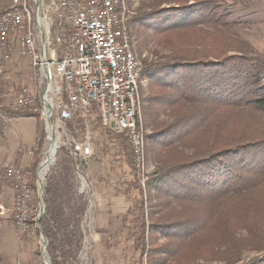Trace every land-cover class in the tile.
I'll use <instances>...</instances> for the list:
<instances>
[{
  "label": "trees",
  "instance_id": "trees-1",
  "mask_svg": "<svg viewBox=\"0 0 264 264\" xmlns=\"http://www.w3.org/2000/svg\"><path fill=\"white\" fill-rule=\"evenodd\" d=\"M162 2L133 20L168 54L142 63L147 152L158 170L147 192L133 176L123 226L142 264L144 258L145 264H264V253L242 259L245 251L264 252V53L228 33L232 14L220 0ZM94 123L111 157L122 151L131 170L126 135ZM74 127L84 130L79 115L69 124ZM72 176V163L59 150L43 184L45 212L37 223L51 264H78L81 241L69 224L85 199L75 194ZM75 196L83 205L73 207ZM240 231L247 236H237Z\"/></svg>",
  "mask_w": 264,
  "mask_h": 264
},
{
  "label": "built area",
  "instance_id": "built-area-1",
  "mask_svg": "<svg viewBox=\"0 0 264 264\" xmlns=\"http://www.w3.org/2000/svg\"><path fill=\"white\" fill-rule=\"evenodd\" d=\"M1 1L5 8L0 11V77L12 61L15 44L18 55L28 60L30 87L0 104V126L9 125L19 113L42 120L55 153L42 178L41 169L36 172L37 181H45L56 152L64 150L78 193H92L86 165L94 154L89 128L98 119L101 130L126 135L143 186L139 176L145 156L139 95L143 67L132 49L125 0ZM76 115L83 120L82 132L69 128ZM46 156L47 148L41 168ZM5 178L13 183L10 215L19 234L38 230L32 218V191L22 170L11 166Z\"/></svg>",
  "mask_w": 264,
  "mask_h": 264
},
{
  "label": "rangeland",
  "instance_id": "rangeland-1",
  "mask_svg": "<svg viewBox=\"0 0 264 264\" xmlns=\"http://www.w3.org/2000/svg\"><path fill=\"white\" fill-rule=\"evenodd\" d=\"M158 1L164 0H125L130 41L135 57L141 64L144 61L156 62L158 58L168 54L164 49L154 45L153 39L149 38L151 30H146L139 22L133 21L141 13L148 12L149 8ZM220 1L232 14L230 22L233 25L228 33L248 43L254 52L264 53V0ZM162 3L160 5L162 8L168 6V3ZM4 8L0 0V11ZM0 80L3 82L0 86V104L7 103L24 86L30 87L28 60L18 55L15 44L12 61ZM139 93L143 109L148 93L147 82L143 78ZM13 119L9 125L0 126V264H45L41 234L38 230H33L27 235L19 234L10 215L13 206V183L5 178V171L11 166L22 170L23 179L32 191V217L34 216L36 220L40 205L36 172L47 148V133L42 120L35 114L17 115ZM162 119L169 121L163 117ZM142 120L145 132V156L139 176L145 182L143 186L138 181L127 140L126 148L130 153L131 170H128L123 162L124 153L120 151V156L112 158L111 155L114 152L109 147L107 137L102 136L100 130H96L94 122L90 125L94 154L87 163L86 170L88 182L93 188L92 193L79 194L78 182L75 178L72 181L75 194L85 199L83 212L75 217V222L72 221L69 224L70 230L77 229L76 232L81 241V248L76 256L78 264H142L139 254L132 248L131 234L122 222L129 207L125 192L129 190V183L133 176L144 192H147V182L158 170L157 164L147 152L149 143L146 136L149 135L150 130L143 114ZM39 139L42 140L40 146ZM57 153L58 151L56 155ZM81 205L83 201L75 196L73 207ZM237 236L245 237L247 234L245 231H240ZM165 242L161 238L159 244ZM263 253L245 251L242 259L247 261L248 258L257 257ZM145 260L146 258L143 259V264ZM196 264L224 263L215 259L198 260Z\"/></svg>",
  "mask_w": 264,
  "mask_h": 264
},
{
  "label": "water",
  "instance_id": "water-1",
  "mask_svg": "<svg viewBox=\"0 0 264 264\" xmlns=\"http://www.w3.org/2000/svg\"><path fill=\"white\" fill-rule=\"evenodd\" d=\"M48 125L50 126V123L48 122ZM41 169V165H39L37 172H39ZM38 185V199L40 200L39 205V211L36 217V223H38V220L44 215L45 207L42 201V195H43V182L37 181ZM42 237V255L45 261V264H51L49 258L46 256V248H47V240L41 235Z\"/></svg>",
  "mask_w": 264,
  "mask_h": 264
},
{
  "label": "bare ground",
  "instance_id": "bare-ground-1",
  "mask_svg": "<svg viewBox=\"0 0 264 264\" xmlns=\"http://www.w3.org/2000/svg\"><path fill=\"white\" fill-rule=\"evenodd\" d=\"M48 153H47V156L44 160V163L42 165V168H41V171H40V177L42 178L43 174L45 173V171L47 170L50 162L53 160V156H54V153H55V146H54V143L50 142L48 144Z\"/></svg>",
  "mask_w": 264,
  "mask_h": 264
},
{
  "label": "crops",
  "instance_id": "crops-1",
  "mask_svg": "<svg viewBox=\"0 0 264 264\" xmlns=\"http://www.w3.org/2000/svg\"><path fill=\"white\" fill-rule=\"evenodd\" d=\"M14 120V119H13Z\"/></svg>",
  "mask_w": 264,
  "mask_h": 264
}]
</instances>
